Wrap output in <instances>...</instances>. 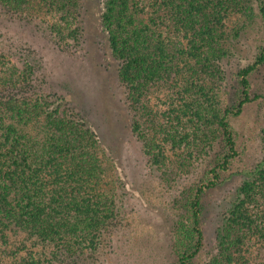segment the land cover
Returning <instances> with one entry per match:
<instances>
[{
    "label": "trees",
    "instance_id": "trees-1",
    "mask_svg": "<svg viewBox=\"0 0 264 264\" xmlns=\"http://www.w3.org/2000/svg\"><path fill=\"white\" fill-rule=\"evenodd\" d=\"M30 3L0 0V8L23 15ZM99 22L131 132L172 191L175 219L164 222L171 254L175 264H195L204 244L202 197L223 183L238 154L230 118L264 100V87L256 93L251 79L264 65V42L244 63L233 44L255 28L264 34V0H101ZM78 28L67 33L75 41ZM53 33L63 42L60 29ZM236 56L230 78L226 66ZM32 75L25 54L0 77V264H95L127 224L124 185L102 187L96 132ZM259 141L261 159L242 170L215 213L214 251L204 264H250L247 247L264 249V121ZM169 151L181 176H169ZM184 174L196 179L185 184Z\"/></svg>",
    "mask_w": 264,
    "mask_h": 264
},
{
    "label": "rangeland",
    "instance_id": "rangeland-1",
    "mask_svg": "<svg viewBox=\"0 0 264 264\" xmlns=\"http://www.w3.org/2000/svg\"><path fill=\"white\" fill-rule=\"evenodd\" d=\"M59 4L60 0H31L23 15L0 8V52L6 53L0 62V77H5L14 65L19 66V60L27 54L33 64V84L45 93L63 96L96 132L102 187L107 190L117 183L124 185L127 224L118 229L108 252L95 264H175L164 226L167 219H175L176 215L172 191H168L164 174L148 164L140 141L131 132L132 115L125 88L118 80V63L99 22L101 0H71L63 9ZM233 17L226 24H231ZM77 26L80 31L75 41L67 33ZM58 29L64 35L63 42L53 35V30ZM263 42L264 34L255 28L247 34V40H233L234 53L244 63ZM238 61L237 56L232 57L226 66L230 78ZM251 79L254 91L260 93L264 87V65ZM263 118V99L251 101L240 115L230 118L238 154L223 174V183L202 197L207 208L201 224L204 244L194 258L195 264H204L214 251L216 211L223 209L232 196L242 170L252 167L263 155L259 141ZM167 155L169 176L174 177L177 171L181 176L182 171L176 167L179 157L170 151ZM182 176L185 184L196 179ZM20 236L10 235V241ZM245 256L250 264H264V249L247 247Z\"/></svg>",
    "mask_w": 264,
    "mask_h": 264
}]
</instances>
